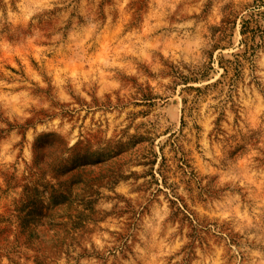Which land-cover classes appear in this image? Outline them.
Listing matches in <instances>:
<instances>
[{
    "label": "rangeland",
    "instance_id": "374dc122",
    "mask_svg": "<svg viewBox=\"0 0 264 264\" xmlns=\"http://www.w3.org/2000/svg\"><path fill=\"white\" fill-rule=\"evenodd\" d=\"M0 264H264V0H0Z\"/></svg>",
    "mask_w": 264,
    "mask_h": 264
},
{
    "label": "trees",
    "instance_id": "16d2710c",
    "mask_svg": "<svg viewBox=\"0 0 264 264\" xmlns=\"http://www.w3.org/2000/svg\"><path fill=\"white\" fill-rule=\"evenodd\" d=\"M240 33L243 34V31L241 30ZM245 38H243L244 42ZM246 45V44H245ZM247 51L245 50L242 53V56ZM239 54L234 55V60L229 61L230 65L234 66V69H238L242 67L241 61L239 60ZM219 67L223 69V73L220 74L221 78H225L227 71H228V66H222V64L219 62L218 63ZM199 73L195 74L194 78H192L194 81H197L201 78H196V77H203L197 76ZM221 81L217 79L215 82L211 83L213 85L220 83ZM210 86L209 84H206L203 86V88H207ZM190 90H195L200 92L201 88L200 87H188ZM62 166H58L57 168L54 169V178L55 179H60L62 176L61 169ZM76 181L74 178L68 177L67 179H60L58 182L54 185L50 186V192L46 194L45 191H41L37 187V181H31L27 180L22 186V196L21 199L18 201V204L15 205V213L14 217L16 218V221L18 223V233L19 237L23 236L26 241H31V239L34 238L35 235V230L37 227V224L40 223V219L44 221V219L48 218V222L45 223L46 228H52L55 230V232H59V230L64 229V223L60 220L57 222H54L53 219H51V212L55 208H60V206L65 202L68 201L72 195H73V187ZM44 205V206H42ZM42 209H45L46 212L43 213ZM50 217V218H49ZM60 217V216H59ZM62 218V216H61ZM59 218V219H61ZM57 235V234H55Z\"/></svg>",
    "mask_w": 264,
    "mask_h": 264
}]
</instances>
